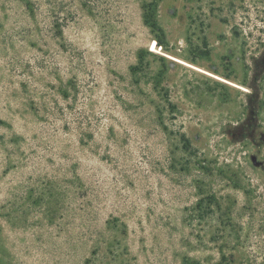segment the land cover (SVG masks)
<instances>
[{
  "label": "rangeland",
  "instance_id": "rangeland-1",
  "mask_svg": "<svg viewBox=\"0 0 264 264\" xmlns=\"http://www.w3.org/2000/svg\"><path fill=\"white\" fill-rule=\"evenodd\" d=\"M0 264H264V0H0Z\"/></svg>",
  "mask_w": 264,
  "mask_h": 264
},
{
  "label": "trees",
  "instance_id": "trees-1",
  "mask_svg": "<svg viewBox=\"0 0 264 264\" xmlns=\"http://www.w3.org/2000/svg\"><path fill=\"white\" fill-rule=\"evenodd\" d=\"M160 45V44H159ZM157 46V45H156Z\"/></svg>",
  "mask_w": 264,
  "mask_h": 264
}]
</instances>
